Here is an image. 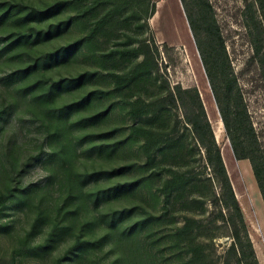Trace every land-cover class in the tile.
I'll return each mask as SVG.
<instances>
[{"label":"rangeland","instance_id":"374dc122","mask_svg":"<svg viewBox=\"0 0 264 264\" xmlns=\"http://www.w3.org/2000/svg\"><path fill=\"white\" fill-rule=\"evenodd\" d=\"M189 3L210 67L224 61L237 76L264 131V91L246 64L244 0ZM203 14L224 41L223 58ZM149 23L165 44L185 47L213 128L220 118L179 0H0V264H195L188 252L211 245L205 228L195 230L207 218L194 203L203 151L179 111L161 102L165 80L180 77L161 63L177 55L155 48ZM222 132L264 264V223L244 169L257 185Z\"/></svg>","mask_w":264,"mask_h":264},{"label":"trees","instance_id":"16d2710c","mask_svg":"<svg viewBox=\"0 0 264 264\" xmlns=\"http://www.w3.org/2000/svg\"><path fill=\"white\" fill-rule=\"evenodd\" d=\"M197 50L199 52L211 93L214 97L220 119L225 131V139L230 143L235 160L248 161L252 170L257 190L264 205V131L257 126L253 115L247 106L244 93L239 86L237 76L223 70L224 61L210 67L203 51L196 27L189 10V0H180ZM208 8L207 0H203ZM155 6L151 16L154 14ZM150 16V17H151ZM203 30L216 38V49L226 56L224 41L215 32L206 14L200 17ZM242 28L250 45L251 53L246 64L256 66V77L264 91V2L260 0H244L242 10ZM155 38V37H154ZM155 48L164 53L175 52L177 56L170 61L161 63L163 71L171 66L180 70L173 82L165 80L168 91L161 102L180 113L181 120L189 126L192 137L203 151V174L197 179L196 210H204L206 223H198L195 230L205 228L207 238L211 241L209 247L198 245L188 252L195 264H260L251 237L243 208L235 194L230 176L223 160L222 150L216 140L211 121L208 117L200 91L192 79L190 67L182 46H168L158 43ZM185 83V84H184ZM191 172L184 171L180 178L188 180ZM207 188V193L202 189ZM201 190V191H200ZM6 201L5 195H0V206ZM190 219L184 218L182 233L190 229ZM223 239L222 242L218 240ZM218 248L220 250L218 251Z\"/></svg>","mask_w":264,"mask_h":264},{"label":"bare ground","instance_id":"6f19581e","mask_svg":"<svg viewBox=\"0 0 264 264\" xmlns=\"http://www.w3.org/2000/svg\"><path fill=\"white\" fill-rule=\"evenodd\" d=\"M183 16V15H182ZM175 27V26H174ZM187 28V27H186ZM176 31V30H175ZM177 33V32H176ZM179 35V34H178ZM181 36V35H180ZM187 37V36H186ZM187 41V40H186ZM178 42V41H177ZM188 42H189V40H188ZM182 43V42H181ZM187 43V42H186ZM185 45V44H184ZM192 47H193V45H192ZM192 47H191V49H192ZM190 47H188V49H189ZM190 49V50H191ZM193 50L194 49H192V55H193V58L195 57L194 56V54H193ZM190 52V51H189ZM190 55H191V53H190ZM191 59H192V57H191ZM194 61V60H193ZM195 63V62H194ZM216 123V122H215ZM213 130H214V133H215V136H216V138L217 139H220V137H221V135H222V130H223V127H222V123H221V121L219 120L218 122H217V124H214V126H213ZM222 143V142H221ZM223 151V150H222ZM221 151V152H222ZM224 152V151H223ZM225 154V153H224ZM224 158V157H223ZM225 159V158H224ZM226 161V160H225ZM226 167H227V165H226ZM242 168V167H241ZM229 169V168H228ZM227 169V170H228ZM229 172V171H228ZM230 173V172H229ZM243 173H245V177H246V181H247V183H248V188H249V191L251 192V196H252V200H253V202H254V204H256V209H257V215L258 216H260L261 217V220L263 221V223H264V205H263V203H262V200H261V196H260V194H259V192H258V190H256L255 188H254V185H253V182H252V180H250L249 178L250 177H248V171L246 170V169H244V171H243ZM250 173V172H249ZM232 175V174H231ZM249 175H251V174H249ZM232 177V176H231ZM243 177V176H242ZM231 179H233V177L231 178ZM234 180V179H233ZM235 183V182H234ZM235 185H236V183H235ZM237 186V185H236ZM234 190H235V188H234ZM255 190V191H254ZM236 191V190H235ZM238 191H236V193L235 194H237V197H238V199H239V195H238V193H237ZM254 192H256V194L254 193ZM243 197V196H242Z\"/></svg>","mask_w":264,"mask_h":264},{"label":"water","instance_id":"95a60500","mask_svg":"<svg viewBox=\"0 0 264 264\" xmlns=\"http://www.w3.org/2000/svg\"><path fill=\"white\" fill-rule=\"evenodd\" d=\"M180 1V0H179ZM181 3V2H180ZM192 39H193V42H194V45H195V48H196V51H197V55H198V59H199V61H200V63H201V67H202V70H203V73H204V77H205V79H206V85L210 88V85H209V82H208V80H207V76H206V73H205V70H204V67H203V64H202V61H201V58H200V55H199V52H198V50H197V47H196V44H195V41H194V38H193V36H192ZM183 49H184V51H185V54H186V57L188 58V56H187V53H186V49H185V47L183 46ZM189 62V64H190V67H191V70H192V73H193V76H194V80H195V82H196V84H197V80H196V76H195V73H194V67H193V64L190 62V60L188 61ZM197 63V61L195 60V64ZM206 90H204V92H205ZM210 91H211V88H210ZM212 94V93H211ZM212 97H213V95H212ZM213 99H214V97H213ZM214 102H215V100H214ZM216 105V104H215ZM216 110H217V114H218V117L220 118V116H219V112H218V109H217V107H216ZM220 121H221V119H220ZM221 123H222V121H221ZM222 125H223V123H222ZM214 135H215V133H214ZM215 138H216V136H215ZM216 140L219 142V144H220V141H219V139H217L216 138ZM225 147V142L221 145V149H223ZM231 147V146H230ZM233 153V152H232ZM235 158V157H234ZM245 187H246V185H245ZM249 198H250V194H249ZM250 200H251V202L253 203V200L250 198ZM254 205V204H253ZM262 224V223H261ZM264 230V229H263ZM263 235H264V232H263Z\"/></svg>","mask_w":264,"mask_h":264},{"label":"crops","instance_id":"0c3cea01","mask_svg":"<svg viewBox=\"0 0 264 264\" xmlns=\"http://www.w3.org/2000/svg\"><path fill=\"white\" fill-rule=\"evenodd\" d=\"M159 2V1H158ZM157 1H156V3H155V10H156V7H157V3H158ZM155 10H154V14H155ZM153 14V15H154ZM152 15V16H153ZM149 25H150V27H151V30H152V32H153V34H154V37H155V39L157 40V42L158 43H167V41L166 40H163V39H158V37L156 36V34H155V32H154V30H153V28H152V26H151V23H149ZM168 44V43H167ZM169 45V44H168ZM170 46H174V45H170Z\"/></svg>","mask_w":264,"mask_h":264}]
</instances>
